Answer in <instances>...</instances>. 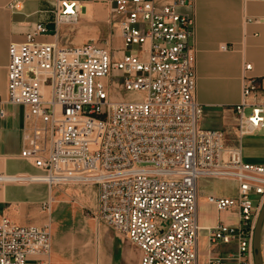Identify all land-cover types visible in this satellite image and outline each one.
Wrapping results in <instances>:
<instances>
[{
    "label": "built area",
    "instance_id": "built-area-1",
    "mask_svg": "<svg viewBox=\"0 0 264 264\" xmlns=\"http://www.w3.org/2000/svg\"><path fill=\"white\" fill-rule=\"evenodd\" d=\"M52 1V30L38 23L24 41L11 42L6 66L4 101L22 108L19 156L40 172L0 174V184L93 186L95 220L139 251L138 264H254L264 163L244 162L240 140L264 133V104L249 101L260 90L245 74L251 64L243 66L241 98L233 106L236 146L227 147L223 130L199 125L194 22L180 10L192 0H102L120 38L115 50L60 43V28L80 20V4ZM49 34L53 41H38ZM204 178L235 184L234 196H206L235 222L200 224L198 185ZM40 207L48 213L51 202ZM202 233L208 243L203 258ZM220 245L234 251L221 254ZM50 254V225L18 224L0 204V264H27L31 257L49 264ZM260 259L264 264L262 244Z\"/></svg>",
    "mask_w": 264,
    "mask_h": 264
},
{
    "label": "crops",
    "instance_id": "crops-1",
    "mask_svg": "<svg viewBox=\"0 0 264 264\" xmlns=\"http://www.w3.org/2000/svg\"><path fill=\"white\" fill-rule=\"evenodd\" d=\"M15 1L19 2V8L9 9L8 4ZM157 1L170 2V0ZM98 3L100 0H79L80 17H85L86 4L93 6ZM191 5L180 10L190 15L194 22L192 48L197 61L195 98L203 109L200 126L205 130H223L226 134L225 145L233 147L236 146L233 106L238 104L241 98V79L245 63L251 64V69L245 74L254 77L260 86V90L251 96L249 101L264 104V0H192ZM53 10L52 0H0V111L3 112L0 115V174L2 175L35 176L40 172L19 156L22 108L4 101L6 66L8 46L11 42L24 41L25 35L32 32L38 23L52 30ZM75 25L60 28V43L76 46ZM39 38L38 41L41 42H51L54 39L51 34L43 36L42 40ZM221 45H226L228 49L221 50L219 48ZM240 149L244 162L264 163V133L258 132L241 138ZM71 191L73 195L71 197L78 194L76 190ZM78 192L80 196H85L86 201L94 203L93 207L95 206L97 195L95 188L78 189ZM201 200L216 212L207 204L206 197L199 196L198 202ZM47 201L51 202L48 213L42 211L40 207ZM68 203V196L64 192H58L55 188L49 189L42 182L0 184V204L4 214L21 225L42 226L48 223L51 229V222L57 220L69 208ZM216 214L217 218L214 222L209 223L200 218V224L214 226L219 218L230 222L224 219L228 215L227 212H216ZM45 216L48 221H45ZM65 237L64 234H57L55 239H52L51 235L49 264H78L80 261L76 260V256L82 259L87 256L76 234L71 236L73 242L69 241L70 236ZM206 244L207 239L202 233L200 238L202 258ZM261 244L264 245L262 234ZM126 252L130 257L133 256L131 248ZM27 264L38 263L31 257ZM86 264H89V261ZM104 264L120 263L110 258L109 262Z\"/></svg>",
    "mask_w": 264,
    "mask_h": 264
},
{
    "label": "rangeland",
    "instance_id": "rangeland-1",
    "mask_svg": "<svg viewBox=\"0 0 264 264\" xmlns=\"http://www.w3.org/2000/svg\"><path fill=\"white\" fill-rule=\"evenodd\" d=\"M84 16H81L74 26L76 27V46L88 43L105 48L109 47L112 50L119 49L120 38L117 27L105 2L100 0V3L90 6L89 11ZM42 37L40 36L39 39L42 40ZM129 51L130 48H125L123 52L128 54ZM117 77L118 74L112 75L113 79H118ZM122 96L130 97L128 94H122ZM198 186L199 196L202 198L209 194L215 197L235 195V184L227 180L204 178L199 180ZM85 188L94 187L79 185H58L55 187L58 192H64L68 196L69 208L57 220L51 222L52 239H55L57 234H64L65 238L70 236L68 237L70 238L69 241H72L71 236L76 234L79 238L78 242L82 244L83 249L87 252L84 259L76 256V260L80 261L78 264H86L88 261L89 264H104L109 262L110 258L120 264H138L139 251L130 245L119 232L95 220L93 215L94 203L86 201L85 196H80L81 194L78 192V189ZM71 190H76L78 194L71 197L73 196ZM249 197L251 200L258 198L256 195H250ZM198 214L199 219L207 220L209 223L214 222L217 218L216 212L208 208L202 200L198 202ZM41 216L44 217L42 214ZM45 217V221H48L47 216ZM224 219L230 222L235 221V218L230 216H225ZM261 234L264 235V223H262ZM207 245L208 243L203 253H206ZM129 248H131L132 257L126 252ZM122 251L125 254H122ZM229 251H234L232 245H220L221 254Z\"/></svg>",
    "mask_w": 264,
    "mask_h": 264
},
{
    "label": "water",
    "instance_id": "water-1",
    "mask_svg": "<svg viewBox=\"0 0 264 264\" xmlns=\"http://www.w3.org/2000/svg\"><path fill=\"white\" fill-rule=\"evenodd\" d=\"M262 223H264V206H262L258 218L255 223L252 246L254 250V264H261L260 250H261V232Z\"/></svg>",
    "mask_w": 264,
    "mask_h": 264
},
{
    "label": "bare ground",
    "instance_id": "bare-ground-1",
    "mask_svg": "<svg viewBox=\"0 0 264 264\" xmlns=\"http://www.w3.org/2000/svg\"><path fill=\"white\" fill-rule=\"evenodd\" d=\"M91 5L90 4H86V7H87V12L89 11V7H90ZM203 245V244H202Z\"/></svg>",
    "mask_w": 264,
    "mask_h": 264
}]
</instances>
